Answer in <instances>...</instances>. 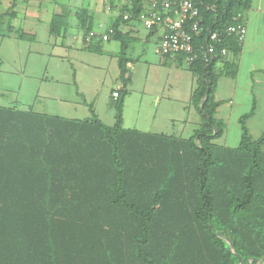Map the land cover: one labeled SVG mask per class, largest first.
Here are the masks:
<instances>
[{"label":"trees","instance_id":"obj_1","mask_svg":"<svg viewBox=\"0 0 264 264\" xmlns=\"http://www.w3.org/2000/svg\"><path fill=\"white\" fill-rule=\"evenodd\" d=\"M143 1L131 0L133 16ZM193 2L202 18L195 44L210 32L219 41L209 62L188 65L200 115L191 136L122 126L131 39L115 26L121 85L109 96L112 125L81 94L88 119L0 106V264H264V134L248 133L253 109L239 118L236 147L214 142L225 129L215 117L219 75L237 74L234 63L219 72L216 63L222 49L239 51L226 29L251 0ZM63 22L54 15L50 34L59 35Z\"/></svg>","mask_w":264,"mask_h":264},{"label":"crops","instance_id":"obj_2","mask_svg":"<svg viewBox=\"0 0 264 264\" xmlns=\"http://www.w3.org/2000/svg\"><path fill=\"white\" fill-rule=\"evenodd\" d=\"M129 6H131V0H0V50L4 41L11 43V63H15V58L20 57V54L23 60L28 59L32 52L40 58L47 54L57 57L61 62H66L68 68L65 70L56 68V74L62 76V79L60 77L55 79L58 88L54 94L57 95L49 93L48 88L46 94L50 96L45 95L46 99L54 97L56 101L63 102L62 93L57 92L62 91L61 85L72 84L75 87L74 96L68 103L70 111L59 106H55L59 112L52 111L53 109H47L49 105L36 98L32 101L17 98L9 107L66 119H88L90 112L83 103L81 94L86 102L92 103L97 117L105 124L112 125L113 108L111 117H104L97 112L96 95L89 93L87 79L78 72L76 56L79 53H94L105 57L117 66L120 42L113 37L115 26L119 34L131 39L126 49L129 84L122 108V126L149 133L180 134L177 137L182 138H187L183 134L191 136L200 124V115L191 104V95L196 86L195 75L184 62L178 63L177 57L159 54L160 28L148 30L135 18L126 21L121 19V14L127 11ZM146 6L147 1L144 0L143 7ZM54 15L63 16V24H65L60 34L55 36L49 32ZM239 18V22L246 28V35L239 51L236 54L225 53L216 63L218 72L223 70L225 62L234 63L237 74L230 78L220 73L215 91V99L219 101L215 117L225 124L222 135L228 134V125L231 120L241 134L239 118L253 109V114L246 119V125L251 137L258 138L264 134V0H251L250 7L242 11ZM81 19L89 25V32L95 34L89 43L86 42L89 32L85 33L82 29ZM19 33L23 34L22 38L19 37ZM103 35H107V39L100 37ZM20 42L29 45L44 43L46 49H32L31 46H24L27 52L21 53L19 48L12 51V45L20 44ZM88 44L100 46V51H88L86 49ZM153 45L159 57L154 63H149L146 58L150 46ZM2 60L3 56L0 52V62ZM20 65L22 66H19L17 72L24 75L26 64L21 62ZM84 66L92 70L96 67L87 63H84ZM151 67L157 70V77H149ZM82 72L87 75V72ZM118 74L117 66V84L109 91L108 104L111 92H116L120 88ZM45 76L46 68L39 74L40 83L43 81L47 83ZM136 77L141 82L138 86L133 85ZM3 95L4 93L0 92V96ZM131 101H133L131 105L133 118L128 117L127 114ZM62 110L66 114H62ZM77 113L82 117L75 115ZM218 139L214 142L220 144L217 142ZM262 149L264 151V143Z\"/></svg>","mask_w":264,"mask_h":264},{"label":"rangeland","instance_id":"obj_3","mask_svg":"<svg viewBox=\"0 0 264 264\" xmlns=\"http://www.w3.org/2000/svg\"><path fill=\"white\" fill-rule=\"evenodd\" d=\"M11 43H4L1 47V54L3 56V60L0 62V92L4 93L3 96H0V105H4L9 107L13 104V101L17 98H23L24 100L31 101L36 98L37 100H41L47 105V109H53L52 111H57L55 106L65 107L67 111H70V107L68 103L72 96H74L75 87L72 84H62L61 89L62 91H57L62 93V97L64 100L63 102L56 101L54 97H49L46 99L45 95L47 89L49 88V93L54 94L58 85L55 82L57 77L62 79L61 74L57 75L55 70L68 68V64L66 62H61L58 60L57 57L53 56H43L42 58L38 57L39 55L35 56L32 52L28 59L23 60L22 54L20 57L15 58V63L12 62V53H11ZM20 46V47H19ZM24 46H31L32 49L41 48L46 49V45L44 43L40 44H28V43H16V45H12V51L19 48L21 51L27 52L26 47ZM154 46H150L149 53L147 54V60L149 63H154L156 59H158L159 54L154 51ZM159 50V49H158ZM77 61V70L80 72V75L87 79L88 91L89 93H95L96 95V108L97 112L100 115H104V117H111L112 107L109 106L107 98L109 91L112 87L117 84L116 75H117V66L110 62V60L102 57L100 55L94 53H79L76 56ZM21 62H24L25 65V74L20 75L17 72ZM84 63L96 66L92 69H87L84 66ZM46 68V76L47 83L43 81V83L39 82V74L41 71ZM63 70V69H62ZM82 71L87 72V75H84ZM157 70L154 67L149 69V77H157ZM140 76L141 73H138ZM64 76V74H62ZM138 76V75H135ZM138 77L134 78V86H138L141 82L137 79ZM160 79V78H159ZM57 95V94H54ZM134 101V100H133ZM133 101H131L130 106L127 109L128 117L133 118ZM12 103V104H11ZM68 106V107H67ZM59 109V108H58ZM132 112L130 113V110ZM62 114H66L65 111H61ZM82 117L79 113L75 114ZM228 134L221 135V138L218 139V143L224 144L228 147H236L239 142L240 132L239 129L235 126L233 121H230ZM165 135H180V134H165ZM189 134H183L184 137H188Z\"/></svg>","mask_w":264,"mask_h":264},{"label":"built area","instance_id":"obj_4","mask_svg":"<svg viewBox=\"0 0 264 264\" xmlns=\"http://www.w3.org/2000/svg\"><path fill=\"white\" fill-rule=\"evenodd\" d=\"M146 1L147 6L143 7L135 16L132 15L131 10H127L121 14V19L126 21L135 18L148 30L155 27L160 28L158 49L163 56L182 55L187 66L197 59L209 62L213 58L215 43L219 41V37L215 32H210L205 43L195 44V39L200 36L202 30V18L193 0ZM226 32L229 35H234L237 42L241 44L246 35V28L238 21L236 24L228 26ZM94 37V32H89L86 42L89 43L90 39ZM100 37L107 39L108 36ZM225 53L227 50L222 49L221 54ZM112 95L116 97L117 92H113Z\"/></svg>","mask_w":264,"mask_h":264}]
</instances>
